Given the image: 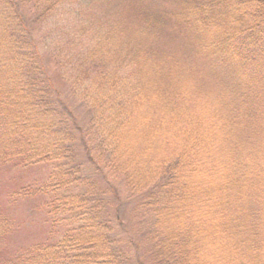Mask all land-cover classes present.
I'll list each match as a JSON object with an SVG mask.
<instances>
[{
    "label": "trees",
    "instance_id": "16d2710c",
    "mask_svg": "<svg viewBox=\"0 0 264 264\" xmlns=\"http://www.w3.org/2000/svg\"><path fill=\"white\" fill-rule=\"evenodd\" d=\"M158 1L0 0V167L55 164L78 217L5 257L0 213V264H264V0Z\"/></svg>",
    "mask_w": 264,
    "mask_h": 264
},
{
    "label": "rangeland",
    "instance_id": "374dc122",
    "mask_svg": "<svg viewBox=\"0 0 264 264\" xmlns=\"http://www.w3.org/2000/svg\"><path fill=\"white\" fill-rule=\"evenodd\" d=\"M155 1L158 7L167 5L158 0ZM51 62L49 63L53 68L54 65ZM57 85L66 94L67 89L62 83L57 82ZM54 166L55 164L52 163L26 166L17 163V165L8 164L0 167V213L12 224L11 231L2 241L3 256L7 257L17 249L45 242L54 243L64 235L65 231L78 224V217L73 213H64L60 208L58 211L49 212L50 202L57 199L58 202L63 200L69 192L65 190L43 191L47 177ZM84 169L86 173L88 171L94 174L97 180L104 176L107 177L108 182L114 188L109 195L111 200L107 197L109 198L107 213L114 219L119 218L118 215H120V222L116 223L118 237L126 243L128 240L134 242L140 240L142 237H139L141 234L139 232L143 229L141 227L143 222L136 221L139 211L137 213L135 202L132 201V197L120 179L104 167L97 170L91 166H85Z\"/></svg>",
    "mask_w": 264,
    "mask_h": 264
}]
</instances>
